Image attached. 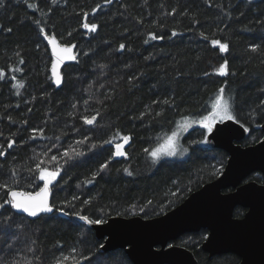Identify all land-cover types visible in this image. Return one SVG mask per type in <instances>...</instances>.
Instances as JSON below:
<instances>
[{"label":"trees","instance_id":"1","mask_svg":"<svg viewBox=\"0 0 264 264\" xmlns=\"http://www.w3.org/2000/svg\"><path fill=\"white\" fill-rule=\"evenodd\" d=\"M85 22L96 23V32L84 29ZM0 25V69L5 72L0 79V145L6 149L0 157V184H12L15 168L19 184L13 190L35 192L43 183L35 165L43 161L48 171L62 165L51 186V214L29 219L9 204L0 208V264H57L63 257H69L64 264H90L85 257H93L95 264L102 240L91 226L56 208L91 218H151L215 179L227 154L197 142L205 141L201 118L210 114L221 87L235 121L247 131L241 145L264 137V0H5ZM41 27L61 43L76 44V62L62 69L59 89L51 83ZM173 30L178 35L171 36ZM150 33L164 38L152 40ZM212 39L228 43L229 51L221 53ZM253 45L259 50L253 52ZM225 60L227 75L222 76L216 70ZM17 82L24 83L19 95L12 87ZM166 99L170 104L163 103ZM94 115L93 124L84 123V117ZM185 124L178 136L181 153L153 162L144 149L151 151ZM33 129L36 139H31ZM124 135L130 137L126 156L115 157L114 143ZM9 139L15 140L11 149ZM65 152L72 157L67 163ZM105 162L108 167L89 183ZM247 180L264 184L259 172ZM6 193L0 188V202L9 199ZM73 195L80 199L72 201ZM89 197L91 203L84 204ZM244 212L236 207L233 216ZM9 216L11 227L5 223ZM206 234L203 229L185 233L172 244L188 249L197 264L239 262L231 253L209 258L201 250ZM115 252L120 264H132L123 250Z\"/></svg>","mask_w":264,"mask_h":264},{"label":"water","instance_id":"2","mask_svg":"<svg viewBox=\"0 0 264 264\" xmlns=\"http://www.w3.org/2000/svg\"><path fill=\"white\" fill-rule=\"evenodd\" d=\"M42 39L50 56L51 83L59 89L62 83L56 84L51 71V62L55 59L51 45L43 34ZM57 41L61 46H74L73 54L77 57L75 43ZM75 62L65 61L57 71L62 76V69ZM260 127L264 132V122ZM246 134V129L235 120L217 121L213 132L205 136L206 147L221 149L227 154L225 165L215 179L204 183L161 215L151 218L111 216L107 218L108 223L91 226L96 238L113 250H123L132 264H197L185 247L171 244L173 247L169 248L168 245L185 233L204 229L208 239L201 244V250L209 258L231 253L239 258L237 264H264V184L247 180L254 172L264 178V137L242 146ZM238 206L246 210L240 218L233 216ZM13 211L29 219L37 218Z\"/></svg>","mask_w":264,"mask_h":264},{"label":"snow or ice","instance_id":"3","mask_svg":"<svg viewBox=\"0 0 264 264\" xmlns=\"http://www.w3.org/2000/svg\"><path fill=\"white\" fill-rule=\"evenodd\" d=\"M111 2H112V0H105V3L110 4ZM146 2H147V0H145V3ZM52 3L55 4L56 0H52ZM4 6H5V0H0V9L4 8ZM28 7L34 8L35 6L31 3H29ZM99 7H100V5L97 4L96 8L92 9V12L95 13L96 9ZM175 12H176V9L174 8V9H172V13H170V14H174ZM84 16L87 17L88 13H84ZM34 22L37 25H39L41 23V21H39V20H36ZM2 27L3 26L0 25V28H2ZM82 27L84 29L89 30L90 32H96L98 25L96 23L85 22V23H83ZM6 31L11 33L12 29L7 28ZM39 31L41 34L44 35V38L51 45L52 56L55 58L51 62V71L53 73V76L55 77L56 84L60 85L62 83V76L57 71V69L65 61L77 59V57L73 54V47L74 46H61L58 43L57 38L54 35H49L48 33H46L45 29L43 27H41L39 29ZM69 35H71V33H69ZM176 35H178V33L175 30H173L171 32V36L174 37ZM200 35L202 37H204L205 39H208V37L205 36V34L203 32H201ZM150 38L152 40H156V39H163L164 37L163 36H157L154 33H150ZM147 42L148 41H145V43H147ZM211 44L213 47L218 46L219 51L221 53H227L229 51L228 43L221 42V40H219V39H212ZM37 47H39V46H37ZM259 47H260L259 45H253L251 47V50L253 52L258 51ZM119 48L121 50H123L125 48V45L120 44ZM16 55L19 57L20 54L17 52ZM85 55H87V53H85ZM19 63H21V64L24 63L22 58L19 59ZM227 67H228V61L225 60L222 64H220L219 68L216 71L219 73V75H222V76L227 75ZM12 71L18 72L21 70L18 68H13ZM3 78H5V72L3 69H0V79H3ZM11 79L13 81H15L16 77L12 76ZM12 87L17 89L16 95H19L18 90L20 88L24 87V83L23 82H17V83L12 84ZM262 91H264V90H262ZM224 93H225V89L223 87H221L218 90V94L216 95L214 102L212 103L210 114L203 116L201 118L202 125H203L204 129L207 131V133L213 132L214 126L217 123V121L224 122V121H232V120L236 119V117L232 114V109H231V105L229 104V101L224 98ZM153 103H157V101H153ZM163 103L164 104H170V101L166 99L163 101ZM17 107H18V105H17ZM29 111H31V109H29ZM96 115H99V111H97ZM96 115L92 116L91 118H89L87 116L84 117L83 118L84 123L88 124V125L93 124L94 121L96 120ZM143 115H144V113H141V117H143ZM156 115L159 116V115H161V113H156ZM8 119L11 120V117L9 116ZM22 123H27V121H23ZM32 131H33V136L31 137V139H36L35 132L37 130L33 129ZM39 131L42 135L43 129H40ZM0 135H2V133H0ZM121 139H122V142H115L114 143V148H115L114 156L115 157L126 156V153L123 150V148H124V145L128 143L130 137L127 135H124V136H122ZM177 139H178V134H177V132L173 131L171 136H167L162 144H159L155 148L151 149V151H149V149H144V151L148 152L150 154V156L153 159V162H156L165 156H169V157L175 156L177 154V149H176ZM206 142L207 141L205 140V141H199L197 143H206ZM104 143L112 144L113 140H106V141H104ZM14 144H15V140L9 139L8 143H7V149L13 148ZM93 147H95V145H93ZM184 151H187V149H185ZM5 155H6V149H4L3 145H0V157H4ZM75 155L81 156V155H83V153L77 152V153H75ZM64 156L67 157V160L65 161V163H67L68 161H70L72 159V157L69 155L68 152H65ZM51 160L56 161L57 157L52 156ZM42 164H43V161H41L40 163H37L35 165V168L39 172V180L43 181V187L40 188V190L38 192H35L34 194L31 192H26V191L13 190L12 185L19 184V181L17 179V175H18L17 169L13 168L11 170L12 184H9L7 181H5L3 184H0V188H6L7 189L6 195L9 197V199H5V200H3V202H0V208H3L5 204H9V205H11V207L13 209H16L20 212L26 213L27 216H29V217H38L42 213H51L54 210V205L50 204V200H49L50 185H52L53 182L56 180L57 176L60 173L62 165L57 164L55 167V170L48 171L42 167ZM107 167H108V162L102 163L99 166V169L97 170V172L93 173L91 180H89L88 182L91 183L92 181H94L96 179V177L100 173H102ZM28 171H29V173H32V169H28ZM123 171L126 172L127 175H129V176L133 175V173L128 168H124ZM33 178H35V177L33 176ZM79 199H80V197L77 195L72 196V201H77ZM91 200H92V198L89 197L88 199L84 200L83 203L89 204V203H91ZM66 203H71V202L66 201ZM148 203L150 204L151 201H149ZM132 207L135 208L136 205H133ZM55 210L61 212L65 216L75 215L80 221H83L88 226H102V225L108 223V220L106 218H103V217L91 218L88 215L81 214L80 212L70 213L68 211H65L63 208H56ZM141 211H143V209H141ZM118 215H120V214H118ZM10 221H12L11 216L5 218V223L9 227H11V223H9ZM203 239L207 240L208 236H204ZM9 247H11V245H9ZM98 247H99V251H98V254L95 255V264H120L118 254L115 252V250L111 249L110 245L99 244ZM168 247L171 248L173 246L171 244H169ZM85 258L88 259L90 261V264H91L93 257H85ZM68 259H69V257H63V259L58 261L57 264H64V261H66ZM13 264H15V262H13ZM73 264H79V261H73Z\"/></svg>","mask_w":264,"mask_h":264},{"label":"rangeland","instance_id":"4","mask_svg":"<svg viewBox=\"0 0 264 264\" xmlns=\"http://www.w3.org/2000/svg\"><path fill=\"white\" fill-rule=\"evenodd\" d=\"M218 47V46H217ZM187 127H188V124H185L183 127H180L177 131H175V132H177V134H178V136L180 135V133H182V131H184V129H187ZM179 144H178V139H177V141H176V149H177V154L175 155V156H178L180 153H181V150L178 148L179 146H178ZM126 146V144L124 145V147ZM123 150H124V148H123ZM171 157H173V156H171Z\"/></svg>","mask_w":264,"mask_h":264},{"label":"flooded vegetation","instance_id":"5","mask_svg":"<svg viewBox=\"0 0 264 264\" xmlns=\"http://www.w3.org/2000/svg\"><path fill=\"white\" fill-rule=\"evenodd\" d=\"M239 207V206H238ZM244 209V208H243ZM246 211V210H245ZM243 216V215H242ZM241 216V217H242ZM235 217V216H234ZM236 218H240V217H236ZM204 230V229H203ZM206 236H207V234H206ZM205 240V239H204ZM174 242V241H173ZM203 243V242H202ZM170 244H172V242L170 243ZM174 245H176V244H174ZM179 246V245H178Z\"/></svg>","mask_w":264,"mask_h":264}]
</instances>
